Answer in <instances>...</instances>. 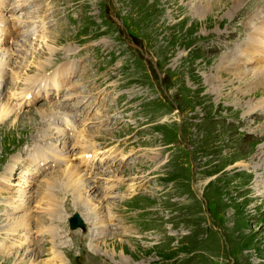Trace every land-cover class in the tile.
<instances>
[{"label": "rangeland", "instance_id": "1", "mask_svg": "<svg viewBox=\"0 0 264 264\" xmlns=\"http://www.w3.org/2000/svg\"><path fill=\"white\" fill-rule=\"evenodd\" d=\"M9 1L14 14L0 11V113L4 105L11 113L0 118V264H60L51 255L56 230L66 236L58 251L67 264H264V195H256L257 180H264V107L253 115L245 111L264 97V83L256 63L243 70L251 77L238 80L236 67L220 62L237 51V65L245 57L264 58L246 54L259 45L249 38L264 29V0ZM205 2L213 4L208 13L198 8ZM67 3L75 4L68 35L39 39L52 9H67ZM33 10L36 16L29 15ZM5 25L11 28L4 39ZM18 28L21 36L15 37ZM66 41L74 45L63 50ZM66 61L75 76L56 89L42 75ZM39 73L30 91L38 99L28 105L31 95L24 97L23 90ZM57 127L64 132L55 136ZM82 130L101 152L89 167ZM40 150L46 155L40 157ZM15 158L20 162L13 177ZM73 167L95 187L82 191L93 208H84L71 189L55 192L52 205L63 209L62 218L52 220L46 214L51 205L39 197L51 179ZM35 168L38 175H32ZM23 173L30 178L31 211L23 203L26 194L16 193L26 186ZM7 176L14 192L9 196L21 201L11 207L27 212L19 218L3 212ZM108 185L119 197L107 193ZM100 206L111 222L97 216L87 231L70 230L69 216H94ZM30 215H36L33 230ZM15 218L29 221L9 232ZM91 235L97 239L90 241Z\"/></svg>", "mask_w": 264, "mask_h": 264}, {"label": "bare ground", "instance_id": "2", "mask_svg": "<svg viewBox=\"0 0 264 264\" xmlns=\"http://www.w3.org/2000/svg\"><path fill=\"white\" fill-rule=\"evenodd\" d=\"M239 1H242V0H237V2H239ZM219 4V3H218ZM203 6H201V7H198L199 8V10L201 11V12H203V13H208L209 12V10L211 9V8H209V7H212L213 6V4L212 3H210V2H205V4H202ZM214 8H215V5H214ZM0 11L2 12V13H5V12H9V13H13L14 14V11L12 10V8H11V4H10V1L9 0H0ZM2 16V15H1ZM1 20H3V18H0V21ZM264 20V19H263ZM263 23H264V21H263ZM264 24H262L261 26H260V28L263 26ZM2 27V26H1ZM3 29V31L2 32H4L5 33V35H4V39L7 37V35H8V32L10 31V26L9 25H5V26H3L2 27ZM15 33H17V34H15V37H19V36H21V31L19 32V30H16V31H14ZM18 32H19V34H18ZM257 34H260L259 36H258V38L257 37H255V38H257V39H253V36H250V41L252 40L253 42H257V41H259V45L255 48V49H253V50H251V46L250 47H248L247 48V51H246V54H252V56L253 57H256V56H260V57H264V29H261V31H255L254 33H252L251 35H254V36H257ZM2 36L3 35H1L0 36V38H2ZM228 39V38H227ZM46 43V42H45ZM246 46V45H245ZM6 47V46H5ZM52 48V47H51ZM246 48V47H245ZM245 48L244 49H242V50H240V55H242L243 53H244V50H245ZM51 50V49H50ZM239 53V51H237V52H235V53H233L232 54V56L230 57L228 54V57H227V55L226 56H224L223 57V59L221 58L219 61L220 62H222L223 61V63H225L224 62V59H227L229 62H230V65L232 64V65H234L235 67H236V70H234V72H233V74H235V76L236 77H238V80H240V79H242V78H248L250 75H248V71H243L244 69H245V66H247L248 64H254V63H256L255 65H256V70H257V73H256V77H259V79H262V82L264 83V68H262V67H264V58H262V59H258V60H251V58H249V57H245L244 59H240L239 60V63H238V65H237V58H236V56H235V54H238ZM4 57V56H3ZM244 60L245 61H247V62H244ZM3 66V63L2 62H0V68ZM217 66V65H216ZM224 66V65H223ZM227 66V65H226ZM29 68V67H28ZM45 68V67H44ZM44 68H42V69H44ZM64 68H67V67H60V68H57L56 70H55V72L53 73V74H50L48 77H47V79H49V78H51V77H54V78H52L53 79V82L56 84L57 82H58V80L59 79H61V78H63V77H67L68 76V74H69V71H67V69L66 70H64ZM238 68H241V69H239V70H241V71H239L238 70ZM247 68H248V66H247ZM246 68V69H247ZM259 68H262L261 70H259ZM44 70H46V68L44 69ZM60 70H62L64 73L62 74V76L59 78L58 77V75H57V72L58 71H60ZM52 75V76H51ZM253 76V75H252ZM0 77L1 78H3L4 77V74H3V72L1 71V69H0ZM251 77V76H250ZM215 78V77H214ZM216 79V78H215ZM259 79H257V80H259ZM17 80V79H16ZM36 80V78L34 77L33 78V81H35ZM56 80H57V82H56ZM27 81H30V79H28ZM55 86V85H54ZM247 86V85H246ZM33 89V86L31 85V86H28V87H26L24 90H23V93H25V96L24 97H26V96H28L29 94H30V91ZM264 96V95H263ZM20 97V96H19ZM33 97H36V96H34L33 95ZM262 97V96H261ZM32 98V97H31ZM10 99L11 100H13V101H18V99L19 98H17V97H10ZM11 106H9V108H10ZM261 107H264V97H262V98H259L258 100H256V102L255 103H250L249 105H248V107H247V109L245 108V111L247 110V114L249 115L250 113H252L253 111H257L258 109H260ZM55 108V107H54ZM4 109V110H3ZM1 113H0V115H2V116H0V118H1V120H4V119H6V118H8V117H10V112L8 111V106H6V105H4L2 108H1ZM50 111V110H49ZM244 111V112H245ZM42 113H44V112H42ZM252 115H253V113H252ZM58 131L59 132H61V129H58ZM72 135V134H71ZM90 139H83V140H80V143H81V145H84V144H86L84 147H82V151H83V155H82V157L84 158V161H85V165H90L91 164V162H93L95 159H96V157H98L99 156V154H101V152H99V149L97 148V145L95 146V144L94 143H87L88 141H89ZM39 155H40V157H42V156H44V155H46V152L44 151V150H40L39 151ZM17 158H18V156H17ZM100 158L98 157V160H99ZM252 159H255V157H253ZM17 159L15 158V160H14V164H13V167H11L10 168V172L12 171V176H13V174H14V172L16 171V166H17V164L18 163H16L17 161H16ZM19 160V159H18ZM154 160H158V158L156 157ZM89 161V162H88ZM101 161H102V159H101ZM88 162V163H87ZM251 163H254V161H252L251 160ZM244 164V163H243ZM63 165H65V163H62V164H59V166H61L58 170H62V166ZM162 165H163V163H162ZM71 167V166H73L72 164L71 165H67L66 167ZM75 166V165H74ZM89 167V166H88ZM250 167H251V165H250ZM13 168V169H12ZM41 169V168H40ZM66 169V168H65ZM69 169V168H68ZM64 170L63 171V173H60V175L58 176V177H56V178H54L53 180L51 179L50 181H49V185H48V187H46V191L44 190V188H43V186L41 187V189L43 188V192L41 193V197H39V202L40 203H42L41 202V199H44V204L46 205V206H48V205H51L50 207H49V209L48 210H46V214L49 212V214H47L48 216H49V218L50 219H52V220H55V219H57L58 217L61 219L62 218V211L60 210V209H63L62 207L61 208H59V206L57 205V204H53L52 205V203L53 202H55V203H57V200L54 198V195H55V192H66V191H69L70 192V189H71V191L73 192V197H74V199L75 200H78L79 202H81V205H85V207L84 208H86L87 210L88 209H91V208H93L92 207V205H93V203L94 202H92V201H89V200H87V202H85L83 199H84V195L82 194V191H85L86 193L88 192V190H93L95 187H93V188H91V185H89V184H91L89 181H88V178H87V176L88 175H85V174H83V172H77V168H72L71 170L69 169V170ZM81 169V168H80ZM89 169V168H88ZM87 171H89V170H87ZM87 171H85V173L86 174H88L87 173ZM104 171V173H106L107 172V169H105V170H103ZM34 173L32 174V175H37L38 174V171H37V168H35L34 169V171H33ZM92 174H98V172L96 173L95 171H90ZM7 172H5L3 175H5ZM81 174V175H80ZM6 176V175H5ZM12 176H7L6 178H5V183H3V187H2V191H3V194H13V192L12 191H10V188H9V183H10V181L12 180ZM53 177V176H52ZM21 178H22V182H21V184H23L24 182H30V178H29V175L27 174V173H23V175L21 176ZM59 178H60V180H59ZM109 182H110V184L113 182H111V180H108ZM63 183V184H62ZM257 188H256V190H257V194H256V192H255V194L257 195V196H262V195H264V180H257ZM121 184H119V186H120ZM55 186V189H53V187ZM56 187L60 190V191H56L57 189H56ZM65 189H64V188ZM134 187V185H131V188H133ZM67 188H69V190H67ZM52 189H53V192H52ZM97 189H98V187H97ZM19 191H17L16 193H18V194H20V195H23V194H26V197H28V195H27V192L26 191H24V190H21V189H18ZM52 192V196H51V193ZM108 192H110L111 194H112V196L113 197H117V195H118V197H119V193H116L115 191H114V187H112V186H109L108 185V191H107V193ZM85 193V194H86ZM3 194H2V197H1V200H2V198H4L3 197ZM20 195L18 196V197H10L9 195H8V197H5L4 199L7 201V203H6V206H5V208H4V210H3V212H4V215H8V216H11V217H18L19 218V216L20 215H22V214H24V215H26V213L27 212H25V211H21V208H19V209H17L16 207L14 208V207H11L12 205H14L15 204V202H17V201H20ZM71 196V195H70ZM34 202V201H33ZM33 202L31 201V200H29L28 198H27V201L25 202H23V203H25L26 204V207H27V209L29 210V211H31V209L32 208H30V206L29 205H31V206H33ZM60 202V201H59ZM61 203V202H60ZM78 203V202H77ZM9 204V206H7ZM0 205H1V203H0ZM91 205V206H90ZM95 205V204H94ZM42 206H44V205H42ZM78 206H80V205H78ZM30 208V209H29ZM98 211V210H97ZM103 212L101 211V206L99 207V211L98 212H96L95 211V215L94 216H91L90 215V212H88V213H83V215L86 217V219H87V221H89V223L90 224H92V223H94L96 220H98L97 219V216H99V218H100V216H103L104 218H105V220L106 221H108V222H111L112 221V219L110 218L111 216L108 214V215H104V214H102ZM63 214H64V211H63ZM29 216V215H28ZM35 217H36V215L35 216H31L30 215V217L29 218H31V220H30V222L28 223V221L29 220H23V221H20L18 218H15V222L14 223H12L11 225H9V228L7 229L6 228V230H8L9 232H16V231H19V228H21L25 223H28L29 224V228H31V230H33V222H34V220L33 219H35ZM0 219H3L2 217H1V215H0ZM9 219V218H8ZM25 219V218H24ZM27 219H28V217H27ZM38 219H41V217H38ZM65 219V218H64ZM101 219V218H100ZM10 221V220H9ZM6 221L4 220V223H5ZM36 222V221H35ZM38 223L40 222V221H37ZM100 222H103L102 220L100 221ZM25 225H27V224H25ZM5 226H7V225H5ZM24 228V227H23ZM26 228V227H25ZM54 229H55V227H53ZM103 228H105L102 232H104L105 233V230L108 228V225L105 223L104 225H103ZM101 229V228H100ZM56 230V229H55ZM52 231V230H51ZM2 232V231H1ZM28 233V232H27ZM29 233H30V231H29ZM28 233V234H29ZM0 237H2L3 238V236L2 235H0ZM92 237H93V239L95 240V239H97V236H93V235H91L90 236V241L92 240ZM29 239V238H28ZM65 239H66V236H63L62 234H60L57 230L54 232V235H53V241H54V243H53V246H52V251H51V255H52V257H54L55 259H59V261H60V264H67V263H69L68 262V260H67V258H65V256H64V254L62 253V252H59L58 251V248H65L66 247V241H65ZM32 241H30V243H31ZM33 242H34V240H33ZM24 243H22L21 245H23ZM3 246V245H2ZM15 246V245H14ZM28 248V247H27ZM12 249H14V248H12ZM93 251V250H92ZM94 252V251H93ZM97 252H99V251H95L94 253H97ZM0 253H2V252H0ZM8 253V252H7ZM9 254V253H8ZM10 256V255H9ZM51 257V258H52ZM124 258H127V257H124ZM131 260V259H130ZM55 261V260H54ZM53 261V262H54ZM48 263H50V261L48 262ZM124 263V262H123ZM33 264V263H32ZM53 264V263H52Z\"/></svg>", "mask_w": 264, "mask_h": 264}, {"label": "water", "instance_id": "3", "mask_svg": "<svg viewBox=\"0 0 264 264\" xmlns=\"http://www.w3.org/2000/svg\"><path fill=\"white\" fill-rule=\"evenodd\" d=\"M70 223L72 229H76L77 227H81L83 229L85 228L84 222L78 214L74 215V217L70 219Z\"/></svg>", "mask_w": 264, "mask_h": 264}]
</instances>
